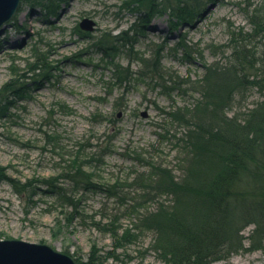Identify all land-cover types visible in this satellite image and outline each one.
Segmentation results:
<instances>
[{"label": "rangeland", "instance_id": "obj_1", "mask_svg": "<svg viewBox=\"0 0 264 264\" xmlns=\"http://www.w3.org/2000/svg\"><path fill=\"white\" fill-rule=\"evenodd\" d=\"M126 1L21 0L13 17L0 28V165L11 177L25 182L55 176L64 170L79 144L88 141L111 146L104 163L92 167L96 178L105 182L144 170L128 155L132 149L148 151L155 162L173 170L186 172L195 167L180 153L181 147L174 145L183 129L171 122L166 112L175 111L176 106L193 107L198 98L202 100L200 94L169 95L143 79L108 89L113 69L108 62L111 59L97 46L102 34L117 39L126 32V38L137 41L136 54L129 53V45L115 42L112 65L132 62V70L148 72L155 49L165 46L163 65L188 80H201L206 64L240 62L235 45L229 43V30L236 39L253 34L245 37L253 51L248 44L247 49L264 60V31L255 35L248 16L254 8L264 7V0H220L211 10V0H200V11L177 26L172 25L168 12L149 21L126 7ZM47 4L57 6L56 15L46 11ZM84 18L95 22L92 31L81 29ZM179 38L192 45L190 56L173 49ZM40 52L48 58L46 64L53 66L51 70L33 69ZM260 90L248 86L235 96L225 113L233 130L235 122L244 123L248 113L264 100ZM199 119L225 124L206 112ZM36 189L34 195L19 193L10 183L0 182V238L46 243L80 262L87 261L92 248L100 254L112 251L111 236L93 225V220H107L103 216L118 213L123 228L137 223L130 208L136 194L130 186L124 187L122 200L86 193L80 203L84 221L76 219L71 225L60 221L54 198L39 193V184ZM147 206L149 202L142 203L139 210ZM253 228L247 226L244 235L249 236ZM152 239L153 233L144 231L138 243L116 250L117 258L103 256L105 264H166L151 249ZM213 264H264V240H245L244 247L226 261Z\"/></svg>", "mask_w": 264, "mask_h": 264}, {"label": "trees", "instance_id": "obj_2", "mask_svg": "<svg viewBox=\"0 0 264 264\" xmlns=\"http://www.w3.org/2000/svg\"><path fill=\"white\" fill-rule=\"evenodd\" d=\"M44 7L48 13L56 15L57 6L47 4ZM126 7L147 16L149 21L157 14L168 12L173 19L172 25L177 26L187 23L200 11V0H127ZM252 11L248 16L256 35L264 31V7ZM125 33L117 39L110 33L102 34L97 42L98 49L111 59L108 62L113 69V80L108 89L143 79L154 82L155 87L169 95L198 92L202 100L198 98L193 107L176 106L175 111L166 113L171 122H177L183 129L174 145L180 146V153L186 154L199 170L195 167L186 172L173 170L155 162L148 151L132 149L128 155L134 156L144 170H136L134 176L105 182L96 178L92 167L104 163L111 146L103 141L96 145L88 141L79 144L64 170L55 176L21 182L0 165V182L10 183L16 192L34 194L38 192L36 185L39 184V193L54 198L53 207L60 221L67 225L76 219L84 221L80 203L86 193H100L122 200L124 187L134 188L136 196L132 197L134 202L130 208L137 223L123 228L118 213L103 216L107 220H93V225L111 236L112 251L100 254L92 248L87 261H77V264H105L103 256L117 258L116 250L138 243L144 231L153 233L150 247L166 264L218 263L243 248L245 240L254 242L259 237L263 241L264 100L248 113L244 123L233 124L236 130L230 127L228 122L232 120L225 115L235 96L246 87L255 86L264 91V60L255 58L250 43H245L253 34L247 33L236 39L233 38L234 31L229 30V43L235 45L240 62L228 66L220 64L221 60L206 64L203 77L197 81L181 77L177 70L163 65L165 46L155 49L153 58L149 59L148 72L132 70V62L126 66L112 65L115 42L122 41L131 47L129 53H137L133 50L137 41L131 42ZM191 48L188 41L179 38L173 49L188 57L194 52ZM46 59L43 53H38L37 62L41 61V64L35 62L33 69L51 70L53 66L46 64ZM204 112L221 118L225 124L199 119ZM50 137L57 138L56 135ZM148 202L149 207L140 211V205ZM249 225L254 228L249 236H245L243 231Z\"/></svg>", "mask_w": 264, "mask_h": 264}, {"label": "water", "instance_id": "obj_3", "mask_svg": "<svg viewBox=\"0 0 264 264\" xmlns=\"http://www.w3.org/2000/svg\"><path fill=\"white\" fill-rule=\"evenodd\" d=\"M21 0H0V28L15 14ZM95 22L84 18L80 26L93 30ZM146 115V113H144ZM0 264H77L67 253L46 243L30 242L17 238H0Z\"/></svg>", "mask_w": 264, "mask_h": 264}, {"label": "bare ground", "instance_id": "obj_4", "mask_svg": "<svg viewBox=\"0 0 264 264\" xmlns=\"http://www.w3.org/2000/svg\"><path fill=\"white\" fill-rule=\"evenodd\" d=\"M211 1L212 3L210 4V8H209L210 10H211V6L217 4L220 0H211Z\"/></svg>", "mask_w": 264, "mask_h": 264}]
</instances>
